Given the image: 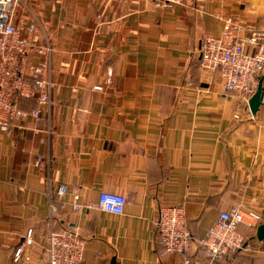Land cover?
<instances>
[{
  "label": "crops",
  "instance_id": "0c3cea01",
  "mask_svg": "<svg viewBox=\"0 0 264 264\" xmlns=\"http://www.w3.org/2000/svg\"><path fill=\"white\" fill-rule=\"evenodd\" d=\"M229 17L264 28V0H19L16 21L53 49V89L40 121L0 131V264H48L45 236L68 227L85 238V264H211L200 242L222 213L255 209L264 225V98L235 120L240 96L201 67L203 38ZM104 192L126 196L123 215L72 209L75 194L97 204ZM174 205L194 236L188 257L160 243L161 210ZM30 230V260L16 263ZM240 232L247 249L214 264H264L257 229Z\"/></svg>",
  "mask_w": 264,
  "mask_h": 264
},
{
  "label": "built area",
  "instance_id": "2783aa9c",
  "mask_svg": "<svg viewBox=\"0 0 264 264\" xmlns=\"http://www.w3.org/2000/svg\"><path fill=\"white\" fill-rule=\"evenodd\" d=\"M158 8L176 6L202 10L210 0H151ZM19 0H0V131L31 118L40 121L43 111L51 106L53 89L51 54L49 44L30 38L35 32L34 24L16 21L15 11ZM252 52L249 53L248 49ZM201 67L205 71L218 72L227 92H235L241 102L234 112L235 120L249 108L251 97L257 92L259 81L264 76V28L242 24L229 17L224 20L220 37L206 36L201 42ZM42 61H35V60ZM111 75L108 84H111ZM103 91V87L95 88ZM21 99L35 103V109L27 111L20 106ZM250 109V108H249ZM60 186L58 194L68 193ZM127 198L121 194L102 193L97 204L80 203L74 195L72 209H97L121 216L125 212ZM57 214L51 206L49 219ZM262 225V216L255 209L234 208L221 214L217 222L201 241V247L211 264L222 258L247 249L241 226L257 229ZM157 229L160 243L166 255L188 257L192 252L193 236L187 227L185 210L180 205L161 210ZM35 243L32 230L14 254L16 263L30 260L26 249ZM85 238L78 227H68L61 232H50L44 238L48 264H85ZM249 250V249H248ZM185 264H190L186 258Z\"/></svg>",
  "mask_w": 264,
  "mask_h": 264
},
{
  "label": "water",
  "instance_id": "95a60500",
  "mask_svg": "<svg viewBox=\"0 0 264 264\" xmlns=\"http://www.w3.org/2000/svg\"><path fill=\"white\" fill-rule=\"evenodd\" d=\"M264 98V76L259 81V87L257 92L251 97L249 101V108L253 115L259 111V108L263 102ZM257 239L260 242L264 241V225H260L257 228ZM112 264H116V261L113 260Z\"/></svg>",
  "mask_w": 264,
  "mask_h": 264
},
{
  "label": "trees",
  "instance_id": "16d2710c",
  "mask_svg": "<svg viewBox=\"0 0 264 264\" xmlns=\"http://www.w3.org/2000/svg\"><path fill=\"white\" fill-rule=\"evenodd\" d=\"M24 101H25V99H21V101H20V106H21V108H23V102H24ZM249 228H250V227H249ZM253 229H255V228H253ZM191 234H192V233H191ZM192 236H193V234H192ZM193 242H194V236H193ZM245 242H246V246H248L246 240H245ZM200 244H201V242H200ZM203 252H204V251H203ZM238 253H239V252H238ZM238 253H236V254H238ZM236 254H234V255H236ZM234 255L226 256V257L222 258L221 260L226 259V258H229V257L234 256Z\"/></svg>",
  "mask_w": 264,
  "mask_h": 264
}]
</instances>
